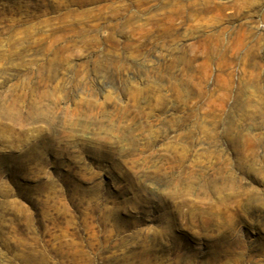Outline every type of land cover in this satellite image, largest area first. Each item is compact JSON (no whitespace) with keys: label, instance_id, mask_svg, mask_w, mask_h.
Listing matches in <instances>:
<instances>
[{"label":"rangeland","instance_id":"rangeland-1","mask_svg":"<svg viewBox=\"0 0 264 264\" xmlns=\"http://www.w3.org/2000/svg\"><path fill=\"white\" fill-rule=\"evenodd\" d=\"M0 264H264V0H0Z\"/></svg>","mask_w":264,"mask_h":264}]
</instances>
